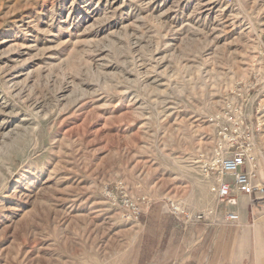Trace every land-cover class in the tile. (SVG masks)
<instances>
[{
	"label": "rangeland",
	"instance_id": "374dc122",
	"mask_svg": "<svg viewBox=\"0 0 264 264\" xmlns=\"http://www.w3.org/2000/svg\"><path fill=\"white\" fill-rule=\"evenodd\" d=\"M223 109L264 182V0H0V264H264L210 191Z\"/></svg>",
	"mask_w": 264,
	"mask_h": 264
},
{
	"label": "built area",
	"instance_id": "2783aa9c",
	"mask_svg": "<svg viewBox=\"0 0 264 264\" xmlns=\"http://www.w3.org/2000/svg\"><path fill=\"white\" fill-rule=\"evenodd\" d=\"M230 112L223 109L212 118L215 122L216 140L214 145V160L211 169L214 177L210 191L220 205L234 202L236 194L248 197L255 208H264V182L256 178L255 156L249 150V145L239 141L232 130L230 122H224ZM242 124V120L240 121ZM249 139V137H248ZM201 218V216H198ZM228 223H237L239 214L230 210L225 214Z\"/></svg>",
	"mask_w": 264,
	"mask_h": 264
},
{
	"label": "crops",
	"instance_id": "0c3cea01",
	"mask_svg": "<svg viewBox=\"0 0 264 264\" xmlns=\"http://www.w3.org/2000/svg\"><path fill=\"white\" fill-rule=\"evenodd\" d=\"M206 242L207 241L204 240V242L201 243V240L196 239L194 235V237H192L187 244L185 243L184 253L174 255L163 253L156 255L153 254L151 256L140 254L137 255L136 264H213L212 252L214 240L211 239L208 241V244ZM197 247L203 248L204 254H197Z\"/></svg>",
	"mask_w": 264,
	"mask_h": 264
},
{
	"label": "bare ground",
	"instance_id": "6f19581e",
	"mask_svg": "<svg viewBox=\"0 0 264 264\" xmlns=\"http://www.w3.org/2000/svg\"><path fill=\"white\" fill-rule=\"evenodd\" d=\"M258 255H260V254H258Z\"/></svg>",
	"mask_w": 264,
	"mask_h": 264
}]
</instances>
